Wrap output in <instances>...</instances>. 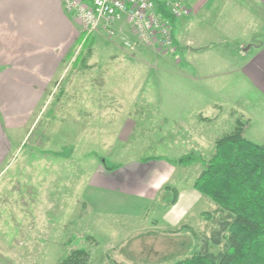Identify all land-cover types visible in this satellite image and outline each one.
<instances>
[{
  "label": "rangeland",
  "instance_id": "obj_1",
  "mask_svg": "<svg viewBox=\"0 0 264 264\" xmlns=\"http://www.w3.org/2000/svg\"><path fill=\"white\" fill-rule=\"evenodd\" d=\"M181 1L190 16L186 1ZM196 1L201 0H191ZM197 20L188 23L193 32L209 27ZM78 22L84 38L29 126L19 130L15 161L0 182V264H59L78 249L88 250L90 264H174L190 256L198 247L196 237L207 233L208 223L197 213L211 212L216 205L207 199L211 205L196 206L187 218L194 228L164 232L151 228L162 211L152 206L144 210L129 198L117 196L120 205L128 200L123 207L106 202L109 215L97 211L104 204L91 208L90 179L98 170L114 171L130 162L143 166L191 153L208 160L216 141L235 128L238 115L251 120L246 137L264 145V97L230 74L206 80L203 89L189 82L182 75L197 78L196 68L186 60L184 66L177 65L181 57L173 34L175 53L156 44L130 48L125 43L136 41L118 38L120 27L115 35L103 28L85 35ZM206 34L212 38L215 33ZM137 46L147 53L136 62L114 52ZM200 114L212 121L199 120ZM184 168L185 177L174 182L183 193L199 177L202 165ZM147 172L141 169L138 176L145 179ZM169 188L159 196L158 206L173 199Z\"/></svg>",
  "mask_w": 264,
  "mask_h": 264
},
{
  "label": "crops",
  "instance_id": "obj_2",
  "mask_svg": "<svg viewBox=\"0 0 264 264\" xmlns=\"http://www.w3.org/2000/svg\"><path fill=\"white\" fill-rule=\"evenodd\" d=\"M185 1L191 15L176 19L173 25L181 57L177 65L184 66V60L189 66L192 63L197 78L189 73L182 76L202 88L206 80L224 79L230 74L236 79L240 77L243 84L264 97V0ZM194 17L198 18L199 25L206 22L209 27L199 26L198 33L193 32L194 27L188 23ZM120 28L123 35L118 38H134L126 23ZM206 31L215 34L211 38ZM81 35L78 20L66 9V0H0V182L15 161L13 153L15 144L18 150L19 130L29 126L30 118L45 102L53 82L61 79L62 72L69 67L68 60ZM146 51L138 46L133 50L123 47L114 50L133 62ZM137 162L123 164L114 171L98 170L89 181V206L99 208L111 201L113 206L123 207L128 200L120 205L119 197L129 198L131 203L141 204L144 210L152 206L162 211L161 219L151 223L152 229L167 232L181 226L194 228L187 218L198 204L211 205V202L194 189L195 180L184 193L175 186V179L182 180L187 168L169 159L144 162L145 166ZM141 169L148 171L147 178L138 176ZM166 187L176 189L178 199L174 205L160 207L158 199L166 193ZM106 208L97 211L109 215L111 212ZM203 213L197 215L200 217ZM128 238L127 233L124 239Z\"/></svg>",
  "mask_w": 264,
  "mask_h": 264
},
{
  "label": "trees",
  "instance_id": "obj_3",
  "mask_svg": "<svg viewBox=\"0 0 264 264\" xmlns=\"http://www.w3.org/2000/svg\"><path fill=\"white\" fill-rule=\"evenodd\" d=\"M161 11L174 25L176 19L163 8ZM237 117L235 128L216 141L208 160L191 153L173 161L182 167L202 165L193 187L216 205L213 211L202 214L208 225L207 233L201 239L196 237L198 247L174 264H264V145L246 137L251 120ZM199 120L212 121L202 114ZM173 195L167 206L176 204V189ZM59 264H90V253L73 250Z\"/></svg>",
  "mask_w": 264,
  "mask_h": 264
},
{
  "label": "built area",
  "instance_id": "obj_4",
  "mask_svg": "<svg viewBox=\"0 0 264 264\" xmlns=\"http://www.w3.org/2000/svg\"><path fill=\"white\" fill-rule=\"evenodd\" d=\"M161 8L175 19L189 14L181 0H66L67 11L82 22L84 34L103 28L108 34L115 35L126 23L136 41L126 42L127 47L156 44L161 50L175 53L173 25Z\"/></svg>",
  "mask_w": 264,
  "mask_h": 264
}]
</instances>
